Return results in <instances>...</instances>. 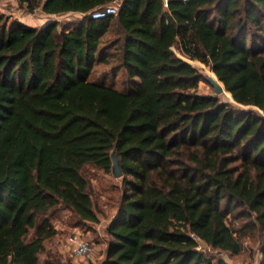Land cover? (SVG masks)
Returning <instances> with one entry per match:
<instances>
[{
	"label": "trees",
	"instance_id": "16d2710c",
	"mask_svg": "<svg viewBox=\"0 0 264 264\" xmlns=\"http://www.w3.org/2000/svg\"><path fill=\"white\" fill-rule=\"evenodd\" d=\"M18 1L82 17L58 32L0 14V264H41L60 209L99 223L84 169L113 174L114 150L124 191L99 264H230L201 243L238 256L247 239L264 264V0H122L134 31L92 18L115 0ZM188 60L251 108L200 94ZM98 64L121 86L91 80Z\"/></svg>",
	"mask_w": 264,
	"mask_h": 264
},
{
	"label": "rangeland",
	"instance_id": "374dc122",
	"mask_svg": "<svg viewBox=\"0 0 264 264\" xmlns=\"http://www.w3.org/2000/svg\"><path fill=\"white\" fill-rule=\"evenodd\" d=\"M113 3L120 6L119 15L115 18L121 19L123 24L129 31L141 28V25L131 19L126 11L122 12V0H115ZM0 14L12 18H22L30 26H44L50 22L56 21L59 23L58 32H61L64 27H71L73 24L80 21L82 15L79 13H66L59 15H47L42 11L41 8L33 13L27 12L25 6H21L18 0H0ZM115 32L108 34L105 37L107 42L109 39L115 37ZM177 54H180L178 48L175 47ZM193 66H195L203 75V81L199 85V93L202 95H214L216 93L214 88L207 82V77L210 76L207 69L210 67L198 61L188 60ZM111 65L98 64L95 67L94 73L91 76V80H97L103 77L105 72H111ZM109 73V77H110ZM124 76L122 73L118 74L116 78L110 77L108 83H113L116 86H121ZM221 101L227 102L229 105L235 107L238 110L249 109L251 107H245L237 104L232 97L221 94L219 95ZM85 175L91 181V188L93 192V199L97 211L99 212L100 222L99 223H80L78 222L70 211L60 209L55 213L52 218V224L57 234L46 242V252L41 256V264H45L47 259V253L50 255L52 262L60 257L63 264H99L103 259L104 253L107 247L109 237L106 233V228L110 220L116 214L120 198L124 191L123 177L116 178L112 173L106 174L103 170L98 169L92 165L85 167ZM230 221L233 217L229 216ZM79 235L81 238L88 240L92 246V258L93 262L87 263L82 259L76 258L72 255L69 248V238L71 235ZM34 233L29 236L32 238ZM200 249L209 253V255L216 258H224L230 264H260L262 253L260 245L256 241L245 240L244 251L238 255L233 256L228 252H221L208 248L204 243H201ZM57 264V261H56Z\"/></svg>",
	"mask_w": 264,
	"mask_h": 264
},
{
	"label": "built area",
	"instance_id": "2783aa9c",
	"mask_svg": "<svg viewBox=\"0 0 264 264\" xmlns=\"http://www.w3.org/2000/svg\"><path fill=\"white\" fill-rule=\"evenodd\" d=\"M120 13V6L115 3L109 4L107 7L97 9L92 13L93 19H104L109 16H117ZM69 248L72 255L82 259L84 262H93V248L88 240L81 238L79 235H71L69 238Z\"/></svg>",
	"mask_w": 264,
	"mask_h": 264
},
{
	"label": "water",
	"instance_id": "95a60500",
	"mask_svg": "<svg viewBox=\"0 0 264 264\" xmlns=\"http://www.w3.org/2000/svg\"><path fill=\"white\" fill-rule=\"evenodd\" d=\"M206 79L211 84V86L214 88V91L217 96L226 92L224 85L219 81L216 75H215V78H213L212 76H208ZM112 161H113V166H112L113 175L116 178L122 177L123 171H122L120 159H119V156L116 150H114L112 153Z\"/></svg>",
	"mask_w": 264,
	"mask_h": 264
},
{
	"label": "bare ground",
	"instance_id": "6f19581e",
	"mask_svg": "<svg viewBox=\"0 0 264 264\" xmlns=\"http://www.w3.org/2000/svg\"><path fill=\"white\" fill-rule=\"evenodd\" d=\"M207 72H208V74L210 75V76H212L213 78H215V74L213 73V71L211 70V69H207ZM227 95V96H230L231 97V95H230V93L229 92H225L224 93V95Z\"/></svg>",
	"mask_w": 264,
	"mask_h": 264
},
{
	"label": "crops",
	"instance_id": "0c3cea01",
	"mask_svg": "<svg viewBox=\"0 0 264 264\" xmlns=\"http://www.w3.org/2000/svg\"><path fill=\"white\" fill-rule=\"evenodd\" d=\"M48 15V14H47ZM20 21H22L25 24H28L27 22H25L22 18H19ZM29 25V24H28Z\"/></svg>",
	"mask_w": 264,
	"mask_h": 264
}]
</instances>
